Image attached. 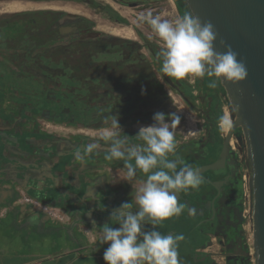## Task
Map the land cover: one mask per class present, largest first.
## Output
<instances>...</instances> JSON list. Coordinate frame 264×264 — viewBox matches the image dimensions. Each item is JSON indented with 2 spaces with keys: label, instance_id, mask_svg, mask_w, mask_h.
<instances>
[{
  "label": "flooded vegetation",
  "instance_id": "obj_1",
  "mask_svg": "<svg viewBox=\"0 0 264 264\" xmlns=\"http://www.w3.org/2000/svg\"><path fill=\"white\" fill-rule=\"evenodd\" d=\"M5 1L0 0V4ZM57 1L21 0L22 5L14 10H29L0 11V49L14 52L20 60L16 65L35 77L38 87L45 88L41 92L52 93L53 100L49 101L52 108L46 110L50 120L98 127L117 117L123 133L132 138L133 134L124 128L133 115L144 120V111L158 107L159 112L175 113L180 105L196 110L194 103L198 102L199 93L206 108L205 132L196 138L176 136L175 155L169 159L177 162L179 170L190 161L196 162L190 165L196 169L218 158L223 138L217 140L211 133L213 102L207 101L206 91L211 78H200L198 88L196 78H168L161 72L158 60L161 51L153 41L138 33L133 38L115 33L112 29L125 31V23L117 22L99 9L111 24L122 27L103 29L86 17L62 9L65 7ZM29 3L32 5L28 6ZM52 3L59 7L52 8ZM53 13L59 14L55 21ZM86 22L92 25L86 26ZM147 115L152 119L154 114L149 111ZM230 142L231 153L225 166L216 172L205 171L199 187L185 192L191 205L192 227L201 237L199 241L205 244L203 248L214 245L217 248L200 253L197 264H249L237 154ZM180 149L183 155L176 159Z\"/></svg>",
  "mask_w": 264,
  "mask_h": 264
},
{
  "label": "crops",
  "instance_id": "obj_2",
  "mask_svg": "<svg viewBox=\"0 0 264 264\" xmlns=\"http://www.w3.org/2000/svg\"><path fill=\"white\" fill-rule=\"evenodd\" d=\"M20 2L6 0L0 4V11L29 10H14L22 5ZM66 11L91 20L85 12ZM133 33L132 38L137 32ZM19 61L14 52L0 49V142L4 148L0 153V264H106L103 252L108 245H94L93 240L99 236V227L112 223L110 214L114 208L132 202L135 210L136 189L146 175L137 171L136 176L126 182V167L118 164L125 162L105 159L110 145L102 137L111 130L113 120L98 127L50 120L46 110L52 108L49 104L53 100L52 93L41 92L45 88L38 87L35 77L16 65ZM149 111L154 114L159 108L144 111V120H137L133 115L132 121H126L130 124L124 129L133 134V145L141 144L135 138L139 127L153 123L147 115ZM175 113L181 114L179 110ZM186 129L188 127L182 130L179 119L174 128L175 137L200 135ZM92 142L96 149L84 155V147ZM174 155L170 154L169 158ZM20 198L43 211H59L67 217L71 221L68 237L75 241L74 245L71 243L72 247L65 250L52 246L50 238L37 235V231L29 232L27 239L22 240L20 222L24 206ZM178 203L185 205L182 213L163 221L157 230L162 234L180 232L184 237L178 247L180 264H197L196 257L200 253L217 248L215 245L203 248L205 244H201V237L192 227L193 215L185 192L179 193ZM6 206L7 213L3 211ZM30 215L32 221L44 218L45 227L51 222L46 216L42 217V213L32 211ZM70 226L75 227L74 231L70 232ZM112 227L119 225L112 224ZM151 228L145 225L144 230ZM191 237L192 243L189 242ZM184 247L187 251L181 252Z\"/></svg>",
  "mask_w": 264,
  "mask_h": 264
},
{
  "label": "clouds",
  "instance_id": "obj_3",
  "mask_svg": "<svg viewBox=\"0 0 264 264\" xmlns=\"http://www.w3.org/2000/svg\"><path fill=\"white\" fill-rule=\"evenodd\" d=\"M146 22L163 44L158 60L164 76L176 80L207 76L212 88L222 79L236 83L247 77L244 62L237 59L230 45H225L223 53L214 50L217 33L211 22L201 23L188 11L174 21L149 15ZM152 120V124L139 127L135 136L139 145H133L131 137L123 133L117 117L102 137L110 145L105 159L125 162L124 181H131L137 171L146 175L136 189L135 210L132 202L114 208L112 223L99 227V236L93 240L94 245H108L103 252L106 264H180L178 247L183 235L162 234L157 226L182 213L185 205L178 203L179 193L198 188L202 177L187 164L177 170V162L169 159L176 151L174 128L179 116L156 112ZM95 149L92 142L83 153L89 155ZM145 225H151V230H144Z\"/></svg>",
  "mask_w": 264,
  "mask_h": 264
},
{
  "label": "water",
  "instance_id": "obj_4",
  "mask_svg": "<svg viewBox=\"0 0 264 264\" xmlns=\"http://www.w3.org/2000/svg\"><path fill=\"white\" fill-rule=\"evenodd\" d=\"M183 2L188 12L198 17L201 23L213 24L217 33L214 50L223 53L226 51L225 45H230L237 53V59L243 61L247 68L248 75L242 81H220L235 112L234 121L223 136L218 158L194 170L203 179L205 171L216 172L225 166L231 153L229 142L235 131L243 130L251 172L254 262L264 264V0ZM221 41L224 43L221 44Z\"/></svg>",
  "mask_w": 264,
  "mask_h": 264
},
{
  "label": "rangeland",
  "instance_id": "obj_5",
  "mask_svg": "<svg viewBox=\"0 0 264 264\" xmlns=\"http://www.w3.org/2000/svg\"><path fill=\"white\" fill-rule=\"evenodd\" d=\"M56 1V0H55ZM101 4H105L116 10L118 14H120L123 18H125L126 23L123 24V27L126 28L125 31L112 29L115 33H125L127 36H133L134 31L137 32L141 37L145 40H151L153 43L158 47L159 51H161L163 44L162 42L155 37L154 33L151 30L150 25L146 22V18L151 15L153 17L159 16L162 19H168L170 21H174L179 15V12L176 8V5L173 0H122V2H126L123 4L120 0H96ZM56 3H61V6L65 7L62 8L64 10H71L77 12H85L88 14L89 18L93 21L95 25L102 27L103 29H108L109 26H117L118 24H111L112 22L108 20L107 16L100 12L98 9L93 8L87 2L83 1H76V0H59ZM52 8L59 7V4L52 3L50 4ZM143 18V19H142ZM119 27H122L118 25ZM158 41L159 43H157ZM191 80L193 78H190ZM195 86L198 88L201 86L199 83L200 78H196ZM218 90V102L220 103L224 116L219 123L221 128V136L225 135L229 126L233 123L235 112L232 110L230 104L228 103L226 94L220 84V81L217 82ZM198 93V89H197ZM201 95L197 94L198 102L194 103L196 106V110H185L183 107H180L179 110L180 114V121L182 124V130L185 127H188L185 131H190L194 134L204 133L205 127V118L206 113L204 110L206 109L203 102L200 98ZM225 121L228 123L225 124ZM197 128V129H196ZM243 128V126H242ZM241 131V137L237 138L236 133L232 136L231 139V147L237 154V174L241 180V185L243 188V192L246 193L247 190L250 189L251 186V172H250V163L247 156V144L246 139L244 137L243 130ZM190 133V135H191ZM208 133V132H207ZM182 137V136H181ZM181 139V138H180ZM183 149H180L176 159L183 155ZM134 163V162H133ZM196 162L190 161L189 165H194ZM22 202V206L24 212L21 214V238L22 240L27 239V235L29 232L37 231L38 234H42V236H46L50 238V242L52 246H56L60 249H70L71 243L74 245V240H70L68 237V226L70 225V220L65 217L59 211H43L31 203H29L26 199L20 198ZM251 205L249 201V197L243 195V214H244V222H243V234L245 238V242L248 247V252L251 254L249 255V264H255V250L253 249L252 244L254 243V232L252 228V218H251ZM11 210V209H10ZM4 212H8L9 209L7 206L3 210ZM39 212L42 213V217L46 216L51 222L47 224L45 227L46 220L44 218H40V220L32 221L33 216L30 215V212ZM45 218V219H47ZM42 219V220H41ZM177 224V222H175ZM12 227V226H11ZM75 227L70 226V232L74 231ZM179 235H182L180 232ZM45 236L43 238H45ZM193 238L191 237L189 242L192 243ZM83 241H78L81 244ZM48 243V244H49ZM186 247V246H185ZM183 248L181 252L187 251L186 248ZM87 249V247H86ZM184 264V263H181ZM222 264V263H220Z\"/></svg>",
  "mask_w": 264,
  "mask_h": 264
},
{
  "label": "trees",
  "instance_id": "obj_6",
  "mask_svg": "<svg viewBox=\"0 0 264 264\" xmlns=\"http://www.w3.org/2000/svg\"><path fill=\"white\" fill-rule=\"evenodd\" d=\"M76 1H85L88 2L90 5H92L94 8L99 9L101 11H103L104 13H106L108 15V17L116 20L117 22H121V23H126L125 18H123L120 14H118L113 8H111L108 5L105 4H101L100 2H97L96 0H76ZM176 8L179 12V15H183L187 10L183 0H173ZM59 14L57 13H53V21H55V19L57 18ZM86 26H91L92 23L91 22H86ZM210 82L208 81L206 84V91L209 94L207 101L208 102H213L212 106H211V123H212V135L214 138H216L217 140H221L222 136H221V128L219 123L221 122L224 113L222 110V107L220 105V103L218 102V99L216 98V93L218 90V86L216 85L215 88H212L209 86ZM211 89V91H210ZM217 104V105H216ZM237 138L241 137V131H238L236 133ZM3 146L1 145L0 142V153H2L3 151ZM239 193L240 195L243 197V188L241 185V180H240V186H239Z\"/></svg>",
  "mask_w": 264,
  "mask_h": 264
},
{
  "label": "built area",
  "instance_id": "obj_7",
  "mask_svg": "<svg viewBox=\"0 0 264 264\" xmlns=\"http://www.w3.org/2000/svg\"><path fill=\"white\" fill-rule=\"evenodd\" d=\"M245 194V196L249 197V201H250V205L252 206V194H251V190H247L246 193L243 192V195Z\"/></svg>",
  "mask_w": 264,
  "mask_h": 264
},
{
  "label": "bare ground",
  "instance_id": "obj_8",
  "mask_svg": "<svg viewBox=\"0 0 264 264\" xmlns=\"http://www.w3.org/2000/svg\"><path fill=\"white\" fill-rule=\"evenodd\" d=\"M243 126V125H242Z\"/></svg>",
  "mask_w": 264,
  "mask_h": 264
}]
</instances>
